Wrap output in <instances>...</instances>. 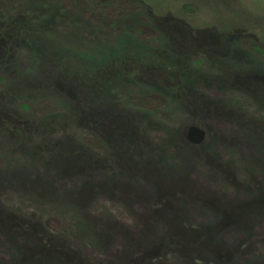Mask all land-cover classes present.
I'll return each mask as SVG.
<instances>
[{"label": "rangeland", "instance_id": "374dc122", "mask_svg": "<svg viewBox=\"0 0 264 264\" xmlns=\"http://www.w3.org/2000/svg\"><path fill=\"white\" fill-rule=\"evenodd\" d=\"M67 1L76 5L84 0ZM111 1L110 15L127 3ZM165 2L162 8L154 2L156 15L178 13L194 28L236 34L235 52L227 59L213 52L204 58L193 52L188 59L194 62L196 57L208 74L207 84L198 87L215 103L200 113L167 97H154L147 106L158 107L154 112L170 126L147 129L129 127L117 111H104L99 120L115 128L120 155L114 167L105 160L100 170L76 158L54 157L48 162L43 155L18 152L0 128V213L37 220L43 226L38 224L42 237L59 250L54 253L45 238L16 229L0 232V264H264V208H246L223 227L218 225L239 206L264 196V89L249 91L243 82L227 79L234 71L264 75V0ZM148 22L144 36L151 41L161 37L157 24L150 18ZM57 37L73 41L72 36ZM22 50L17 61L27 70L32 59L27 47ZM42 66L48 72L49 60ZM14 70H0V90L9 92L0 96V108H12L13 101L23 98L31 103L32 113L48 112L49 72L23 78L26 73ZM216 77L221 79L215 82ZM139 94L133 90L128 97L134 101ZM42 97L46 102L39 100ZM215 100L243 115L218 114ZM189 125L206 132L198 147L185 137ZM161 194L167 205L154 208L152 201ZM168 208L186 231L167 218ZM208 226L211 234L203 233ZM106 234L110 235L103 240ZM243 238H250L244 247ZM159 242L162 249L149 254L161 252L156 258L138 261ZM26 249L32 256L24 259Z\"/></svg>", "mask_w": 264, "mask_h": 264}, {"label": "trees", "instance_id": "16d2710c", "mask_svg": "<svg viewBox=\"0 0 264 264\" xmlns=\"http://www.w3.org/2000/svg\"><path fill=\"white\" fill-rule=\"evenodd\" d=\"M125 1L122 10L116 9L114 13L117 14L110 15L108 11L114 6L111 0H84L76 5L67 0H0V70L38 74L46 72L42 65L49 60L48 85L52 104H49L50 100L45 103L48 112L32 113L31 103L23 98L13 101L12 108H0V128L18 152H28L34 157L43 155L48 162L54 157L76 158L84 166L98 170L105 166V160H110L114 167L120 155L119 140L115 128L99 120L104 111H117L129 127L139 129L144 125L142 127L147 129L146 126L169 125L157 111L154 112L158 107L147 106V101L154 97H167L175 104L184 108L189 106L200 113L207 112L210 102L215 103L198 87L199 83L207 84L208 74L202 72L196 59L212 52L227 59L235 52L236 34L194 28L178 13L156 15L154 2H159L162 8L167 5L165 0ZM96 15L101 16L97 22L93 20ZM149 18L157 24L161 34L152 41L142 33ZM134 19L136 23H132ZM60 35L72 36L73 41L58 40ZM26 47L32 63L27 70H21L17 58ZM193 52L197 53L195 63L188 60L194 57ZM260 52L263 51L260 49ZM219 79L212 78L215 82ZM227 79L243 82L249 91L264 89V75L234 71ZM124 89L128 92L121 96ZM133 90L140 94L130 101L128 94ZM6 93L9 92L0 90V96L5 97ZM45 99L39 100L46 102ZM215 101L218 114L226 118L242 114L234 107L227 109L224 103ZM254 118L255 115L250 119ZM192 145L198 147L201 144ZM152 205L154 208L165 207L167 200L161 194L153 199ZM246 208L263 209L264 196L247 201L232 213L246 212ZM167 210V218L176 222L181 231H186L177 215L169 208ZM239 213L223 216L218 225L223 227ZM35 221L1 212L0 232L9 234L16 229L32 238H41L39 228L43 229V226L38 223L39 227ZM167 232L165 242L171 239ZM202 232L211 234V227L202 228ZM109 235L106 234L103 240ZM42 238L46 239L45 244L52 252L59 251L47 237ZM249 239L241 240L243 247ZM162 247L159 242L137 258L138 261L146 260L155 249ZM30 253L27 250L23 258L31 257ZM160 253L152 255L149 261ZM234 264L237 263L234 261Z\"/></svg>", "mask_w": 264, "mask_h": 264}, {"label": "water", "instance_id": "95a60500", "mask_svg": "<svg viewBox=\"0 0 264 264\" xmlns=\"http://www.w3.org/2000/svg\"><path fill=\"white\" fill-rule=\"evenodd\" d=\"M206 132L202 127H198L195 125H189L186 130V138L188 142L192 144H201L206 138Z\"/></svg>", "mask_w": 264, "mask_h": 264}]
</instances>
